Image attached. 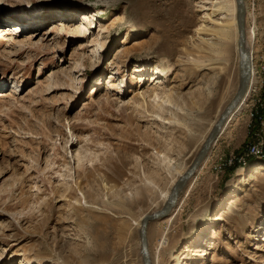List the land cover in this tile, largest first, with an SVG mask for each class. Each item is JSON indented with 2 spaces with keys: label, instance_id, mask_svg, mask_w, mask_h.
Here are the masks:
<instances>
[{
  "label": "rangeland",
  "instance_id": "rangeland-1",
  "mask_svg": "<svg viewBox=\"0 0 264 264\" xmlns=\"http://www.w3.org/2000/svg\"><path fill=\"white\" fill-rule=\"evenodd\" d=\"M201 1L0 0V32L12 33L0 40V264H143L141 218L165 206L173 169L189 168L239 86L234 33L223 59L220 27L196 32ZM245 4L256 88L175 217L149 223L153 264H175L170 252L264 264V154L219 167L264 138V0ZM159 70L183 112L154 102Z\"/></svg>",
  "mask_w": 264,
  "mask_h": 264
},
{
  "label": "bare ground",
  "instance_id": "bare-ground-1",
  "mask_svg": "<svg viewBox=\"0 0 264 264\" xmlns=\"http://www.w3.org/2000/svg\"><path fill=\"white\" fill-rule=\"evenodd\" d=\"M245 6H246V4H245ZM200 7H201L200 8L201 11L204 14L203 18L205 21H203V23L196 29V32L200 34L202 31H204L206 29L207 24H205V22H210L212 25H214L216 27H220L219 28V34H218L219 41L217 43H211L212 44L211 46L216 47L215 52H217V54H222L220 56V58H223V59H225V56L228 52L230 42H231L230 41V34H231V32H233L235 35V40L237 42V51H238V55H239V43H238L239 42V27H238V21H237V15H238L237 0H202ZM246 15H247V8H246ZM85 19L87 22L89 21L90 25L93 24V22H91V20H90L89 15H86ZM19 31L20 30H18V32ZM11 34L12 33H9L8 30H5V29L2 30L0 32V40L3 39V40L8 41V38ZM246 34H248V36H249V37L247 36V40L248 39L252 40L253 37L256 36L255 31L251 32V30H249V29L246 30ZM247 40H246V42H247ZM138 43L140 44L141 42L138 41ZM0 57H1V53H0ZM163 73H164V70H159V72H157V74L153 77V82H156V84L153 83V86L151 88L153 93H154V102L159 103L160 108H162V106H164V105H172V106L176 107L178 112H183V108L180 107L179 104L174 103L171 100L172 93L174 92L173 90L176 86L167 87L166 89H162L163 87H166V85H167V80L165 77H163ZM253 76L254 75L252 73V55H251V73H250V80H249V84H248V88H247V92H246L245 97L251 93L250 90H251V85L253 83ZM145 95L146 94L143 93L142 97H144ZM245 97L241 100V103L236 107L235 111L230 114L229 120H227L225 125H227L231 120H233L238 115V113L241 110L240 105L243 103L244 100H246ZM238 108H240V109H238ZM177 120L178 119L174 118V121H177ZM225 125L223 126V128L225 127ZM222 129H221V131H222ZM190 141H191V139H190ZM158 154H159V158H163V161L168 160V157L166 155L162 154L160 151L158 152ZM171 162H172V160L169 159L168 163H171ZM238 164H240V163H238ZM234 165H236V164H234ZM242 165H244V164H241V166ZM225 168H229V167H225ZM173 170L175 171V177L173 179L172 186L170 188H166V189L162 190V192H161V200L163 201L164 205H166V203H167V200L169 198L172 187L176 184L177 180L186 171V169H185V171H179L176 168H174ZM233 205H236L234 201L232 202V206ZM175 215H176V213L173 212L169 215L170 217H168V218L166 217L167 219H165V220L171 221L175 217ZM144 217L145 216H143L141 218V221L139 223L140 226H141V222H142ZM214 220L218 221V220H221V218L219 215H217ZM148 249H149V243H148ZM162 250L165 251L164 245L161 248V251ZM157 252L159 254V244H158V251ZM149 255H150V253H149ZM170 258H171V260L175 261V264H183L181 259L178 258V256H176V254L174 252H170ZM1 259H3V258H1ZM184 259H185V257H184ZM150 260H151V257H150ZM151 263H152V260H151ZM154 264H159V258H158V262L154 263ZM185 264H187V263H185Z\"/></svg>",
  "mask_w": 264,
  "mask_h": 264
},
{
  "label": "water",
  "instance_id": "water-1",
  "mask_svg": "<svg viewBox=\"0 0 264 264\" xmlns=\"http://www.w3.org/2000/svg\"><path fill=\"white\" fill-rule=\"evenodd\" d=\"M238 6V27H239V72L240 80L238 90L233 97V99L228 103L223 112L221 113L219 119L216 121L212 127L210 133L208 134L205 142L201 146L196 157L190 164L186 172L177 180L176 184L172 187L169 198L166 205L157 211L146 214L141 222L139 229L140 236V253L142 256L143 264H152L148 249V238L147 229L151 221L158 219H163L168 217L173 211L175 204L177 202L178 196L181 190L185 187L187 182L195 175L199 167L205 161L209 151L218 140L221 133V129L229 120V116L233 113L236 107L241 103V100L245 97L251 73V54L247 48V34H246V6L245 0H237Z\"/></svg>",
  "mask_w": 264,
  "mask_h": 264
},
{
  "label": "built area",
  "instance_id": "built-area-1",
  "mask_svg": "<svg viewBox=\"0 0 264 264\" xmlns=\"http://www.w3.org/2000/svg\"><path fill=\"white\" fill-rule=\"evenodd\" d=\"M258 73H260L259 70H256L253 76V83L251 85L252 89L253 87L256 88V84L255 82L257 81V77H258ZM258 108V107H257ZM259 116V112L258 109H253L250 112V117L252 118H257ZM260 118V116H259ZM264 154V138L261 137L259 139H257V141L253 142L252 144L249 145V151L246 152V154L244 155H233L230 157H226V158H220L219 163L221 166H219L221 169H224V167H230L233 166L236 163H246L247 161V156H253L255 155L256 157H260L263 156Z\"/></svg>",
  "mask_w": 264,
  "mask_h": 264
}]
</instances>
